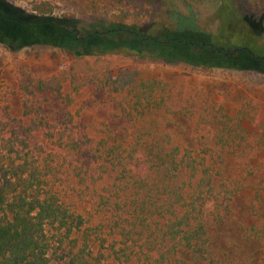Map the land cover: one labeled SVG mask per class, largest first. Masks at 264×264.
<instances>
[{"label": "trees", "instance_id": "trees-1", "mask_svg": "<svg viewBox=\"0 0 264 264\" xmlns=\"http://www.w3.org/2000/svg\"><path fill=\"white\" fill-rule=\"evenodd\" d=\"M115 3L121 11L111 18L106 31L109 36L146 21L161 33L152 45L169 61L213 69L228 65L231 58L216 53L223 50L243 56L251 67L264 68V59L253 58L264 56V36L261 42L245 22V17L264 19V0ZM37 9L50 11L48 4ZM202 9H214L217 28L197 53L172 40L180 34H201L195 15ZM14 19L6 21L0 16V23L15 31L19 24ZM48 21L36 17L22 20L23 30L37 38L21 43L47 38L46 29H57L54 21ZM93 39L97 43L100 38ZM165 41L168 45L162 46ZM53 44L69 47L58 40ZM209 51H215L214 55ZM10 75L16 82L13 93L20 97L23 115L34 118L27 128L18 127L6 137V125L0 123V264H49L51 260L65 264H232L212 247L202 203L215 190L227 205L247 187L255 189V194L264 193V188L257 189L250 180L254 163L258 172H264V116L243 92L232 99L230 115L219 100L205 90H196L183 76L170 82L163 77L143 79L127 69L114 75L108 58L88 59L81 52H76L72 61L64 58L53 74H33L28 65L18 63ZM84 89L101 92L108 110L111 125L101 122L100 130L88 128L98 137H77L78 128L69 113L73 97ZM41 96H52L67 109L62 127L56 129L38 119ZM178 115L191 122L200 151L189 148L171 132ZM202 128L212 129L209 144L201 136ZM37 130L52 147L49 152L30 149L27 144ZM226 158L240 172L242 182L230 178L214 187L212 181L222 178ZM185 171L195 185L189 201L178 181ZM68 178L76 186L78 200L91 202L96 214L106 216L111 242L99 238L95 230L84 229L83 218L60 199L55 186ZM93 236L99 242L97 251L92 249ZM242 238L247 243L262 242L264 217L259 212L253 213Z\"/></svg>", "mask_w": 264, "mask_h": 264}, {"label": "rangeland", "instance_id": "rangeland-1", "mask_svg": "<svg viewBox=\"0 0 264 264\" xmlns=\"http://www.w3.org/2000/svg\"><path fill=\"white\" fill-rule=\"evenodd\" d=\"M41 4H48L50 11L41 12L37 9V6ZM120 11L121 7L115 3V0H0V16L6 21H13L15 18L14 22L19 24L18 28L12 31L6 23H0V38H8L0 40V123L6 125L5 137L9 135L8 132L18 127L27 128L31 119L34 118L23 115L20 97L13 93L16 90V82L10 75V69L21 63L28 65L33 74H53L62 67L64 58L72 61L76 52H81L88 59L100 55L108 58L114 75L121 69H127L136 71L143 79L163 77L170 82L183 76L196 90H205L211 97L219 100L230 115L232 99L236 94L243 92L250 103L264 116V68L251 67L243 56L240 58L237 53L229 54L223 50H216V53L221 58L230 57L231 59H228L226 63L228 65L213 69H202L179 60L169 61L160 56L158 49L152 45L161 33L156 27L147 25L146 21L141 22L136 28L129 25L130 27L126 30L109 36L106 31L111 26V18ZM213 15L214 9L209 12L205 9L200 10L195 16L198 26L203 30L201 34H180L172 41L187 44L192 51L198 53L201 46H207L211 40V34H215L217 23ZM31 17L54 21L56 23L54 26L56 25L55 28L58 30L48 28L45 31L47 38L43 37V41L22 44L21 42L37 38L31 34V31L26 33L27 31L23 30L25 24L20 23L25 18ZM245 19L246 24L262 42L264 19L261 21L246 17ZM145 27L149 28L147 32L143 31ZM9 31H12L10 36ZM94 36L100 38L97 43L94 42ZM144 38L149 40H143ZM55 40L65 42L69 47L65 49L55 46L53 44ZM168 42H163L162 46H167ZM234 42L236 41H232ZM209 53L214 55L215 51H209ZM257 57L253 58L264 59L263 55H257ZM38 100L42 102L38 119L56 129L62 127L63 113L67 109L52 96H41ZM73 101L74 106L69 113L73 116V121L78 128L77 137L83 134L98 137L99 135L88 129L90 126L100 130L101 122L111 125L101 92L84 89L80 95L73 97ZM244 127L249 132L252 131L248 123H245ZM170 130L174 135L180 136L189 148L200 151L193 138L192 124L187 118L176 116ZM201 136L206 144H209L212 139V129L202 128ZM27 144L30 149L42 148L45 152L52 149L41 130L33 132L27 139ZM256 166L257 163L252 165L255 171L250 180L257 189H263L264 172H258L255 169ZM221 174L222 178H215L212 181L214 187L219 181L230 178L242 182L241 174L233 168L230 158L225 159ZM178 181L179 184L184 185V194L189 201L195 188L194 183L190 181L186 171L181 174ZM55 190L60 199L68 204L76 215L83 218L84 229L95 230V235L111 242L112 238L107 236L106 216L96 214L91 202L78 200L76 186L71 178L65 179L62 185H56ZM202 211L212 247L216 252L221 253L232 264H264V238L261 243H247L242 238L243 230L250 225L254 212H259L264 217L263 192L255 194V189L247 187L237 193L227 205L221 201L215 190L211 196L204 197ZM215 216L220 219L215 221ZM96 239V236L91 238L94 251L99 248V242ZM104 253L108 255L107 251ZM49 264H65V261L51 260Z\"/></svg>", "mask_w": 264, "mask_h": 264}]
</instances>
